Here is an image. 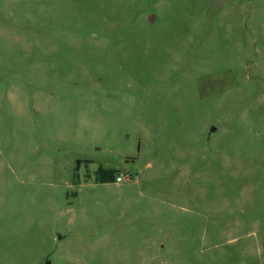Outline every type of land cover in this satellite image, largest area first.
<instances>
[{
	"label": "rangeland",
	"instance_id": "obj_1",
	"mask_svg": "<svg viewBox=\"0 0 264 264\" xmlns=\"http://www.w3.org/2000/svg\"><path fill=\"white\" fill-rule=\"evenodd\" d=\"M0 264H264V0H0Z\"/></svg>",
	"mask_w": 264,
	"mask_h": 264
},
{
	"label": "trees",
	"instance_id": "obj_2",
	"mask_svg": "<svg viewBox=\"0 0 264 264\" xmlns=\"http://www.w3.org/2000/svg\"><path fill=\"white\" fill-rule=\"evenodd\" d=\"M100 176L103 179V181H107L111 176H112V172L108 171V170H102L100 168Z\"/></svg>",
	"mask_w": 264,
	"mask_h": 264
},
{
	"label": "built area",
	"instance_id": "obj_3",
	"mask_svg": "<svg viewBox=\"0 0 264 264\" xmlns=\"http://www.w3.org/2000/svg\"><path fill=\"white\" fill-rule=\"evenodd\" d=\"M124 178V173H120L117 175V180H122Z\"/></svg>",
	"mask_w": 264,
	"mask_h": 264
}]
</instances>
